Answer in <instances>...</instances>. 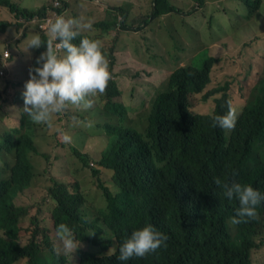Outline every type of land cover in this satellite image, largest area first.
Segmentation results:
<instances>
[{
	"label": "trees",
	"instance_id": "16d2710c",
	"mask_svg": "<svg viewBox=\"0 0 264 264\" xmlns=\"http://www.w3.org/2000/svg\"><path fill=\"white\" fill-rule=\"evenodd\" d=\"M131 2L111 9L101 0H46L41 6L0 0V6L14 12L17 19H38L35 28H23V21L0 20V36L11 51L20 42L27 45L31 33L38 35L37 31L46 43L49 23L37 30L42 21L47 22L46 17L51 21L58 16L76 18L81 25L90 23L91 28L77 29L73 42L78 43L81 37L98 40L111 73L105 91L88 97L91 106L69 104L51 115V126L33 121L23 110L28 71L23 75L11 72L13 67L8 65L6 72L0 73V264H119L116 257L122 241L146 224L159 227L168 239L154 252L122 264H257L255 253L264 250V202L257 206L256 218L237 224L232 238L229 234L235 224L231 217L238 202L225 197L215 181L251 184L264 193V56L249 51L238 59L242 74L258 77L247 94L239 85L242 113L235 131L227 137L223 133L230 129L214 126V117L226 113L229 105L237 112V101L232 80L213 85L219 57L208 56L200 67L191 57L171 72L146 107L139 106L133 89L124 87L127 99L118 89L114 53L103 50L99 36L113 28L125 31L120 35L137 33L167 14L203 16L206 11L211 14L207 22L211 29L219 12L210 10L215 3L229 20L254 18L249 26L256 28L262 25L264 0H152L156 6L152 5L141 21L130 11ZM235 3L241 7H226ZM87 5L103 9H88ZM130 20L133 25L128 24ZM44 50V45L36 48L34 59ZM213 101L214 111L208 114L209 105H203ZM132 108L135 110L130 113ZM3 119L5 123H1ZM85 123L107 138L98 157L81 152L79 144L83 146L88 138ZM48 133L50 145L65 148L73 162L90 167L85 184L95 182L102 190L104 205L90 201L78 185L72 190L68 182L47 169L46 160L52 152L43 151L40 142ZM66 134L70 142L63 139ZM37 158L44 162L39 171ZM101 167L112 170L117 192L101 181ZM40 177H45V185L35 183ZM44 190L53 204V228L45 225L35 206ZM61 223L80 241L73 252L65 251L57 238L56 228ZM259 264H264V255Z\"/></svg>",
	"mask_w": 264,
	"mask_h": 264
},
{
	"label": "rangeland",
	"instance_id": "374dc122",
	"mask_svg": "<svg viewBox=\"0 0 264 264\" xmlns=\"http://www.w3.org/2000/svg\"><path fill=\"white\" fill-rule=\"evenodd\" d=\"M45 1L23 0V3L34 6L36 2L44 3ZM222 4L224 6L225 3ZM226 7L230 10L239 9L241 3H235L234 6L229 4ZM151 8L152 0H132L130 11L135 13V19L141 21L151 11ZM210 10L212 14L219 10L215 13L216 24L211 29L207 26L211 14L206 11L203 16L194 14L187 17L183 14H167L153 20L143 30H138L137 33L120 35V32L124 33L125 31L116 28L110 30L108 34L101 33L99 38L102 39L104 44L103 50L114 53L113 75L115 81L119 83L118 89L123 90L125 93L124 98L127 99V88L133 89L138 99L137 105L146 107L153 94L161 87L173 69L188 63L191 57H193L192 59L196 65L200 67L208 56L213 55L220 58V62L215 66L213 85L232 80L233 95L237 101L236 111H240V105L244 103V100L240 98L239 85L242 84L245 87L247 94L257 80L258 75L253 77L250 73L245 72L242 74L238 68V59L245 52L252 50L256 56L259 54L264 56V15L260 17L263 21H261L262 25L259 24L256 28H250L249 23L253 22L254 18L239 20L233 18L229 20L228 14L221 11L216 3L210 5ZM240 15L243 16L242 13ZM25 19L23 17L17 19L14 12L0 6V20L23 21V28L36 27L37 18L34 17L33 22H26ZM128 24L133 25V21L130 20ZM38 29H41V23L38 25ZM36 33L41 38L40 31ZM33 35L37 34L31 33V38ZM2 38L4 36H0V41ZM159 44L163 46H158ZM27 49L28 53L23 54L21 58L14 56L10 59L9 62L13 65L11 72L18 71L20 74H25L24 71H28L29 67L33 65L28 58L36 55V48ZM255 61L259 66L258 57ZM2 64L3 61L0 62V65ZM261 70L262 68L259 67V71ZM214 104L213 101L212 104L203 105H209L208 114L213 113ZM134 110L135 108H132L130 113ZM5 122L6 119L1 121V123ZM84 128L88 132V138L83 146L82 143L79 144L81 152H87L89 157L102 155L107 143L106 136L99 134L95 129H89L86 123ZM51 133H48L47 137H43L40 142L43 151L52 152L50 160H46L47 169L55 173L60 180L68 182L72 190L78 185L79 190L85 192L90 201L104 205L105 199L102 190L96 187L95 182L89 181L90 185L98 190L90 189V185L85 184V181H88L90 167L84 166L78 161L73 162L65 148L50 145ZM43 163L41 158L35 160L37 171L43 169ZM67 166H70L69 170H66ZM99 177L104 184L110 185V188L117 192L118 188L113 181L110 170L102 168ZM35 183L40 186L45 185L47 181L45 177H40L36 179ZM18 202H22V200H18ZM52 205L47 190H44L42 197L35 206L39 207L40 217L45 225L53 228L50 213ZM255 255L257 264H259L263 258L264 250L258 249Z\"/></svg>",
	"mask_w": 264,
	"mask_h": 264
},
{
	"label": "clouds",
	"instance_id": "9594fccd",
	"mask_svg": "<svg viewBox=\"0 0 264 264\" xmlns=\"http://www.w3.org/2000/svg\"><path fill=\"white\" fill-rule=\"evenodd\" d=\"M152 5L156 6L155 3ZM118 6L121 4L115 7ZM46 19L47 22L42 21L41 23V28H46L47 23H49V29L46 30L49 40L46 43H42L39 35H33L27 45L21 42L18 45L23 47L24 54L28 53L27 48L45 46V50L40 52L35 59L34 57L28 58L33 65L28 69L29 78L24 83L22 97L25 113L33 121L47 123L51 126V115L63 111L69 104L79 105L83 103L86 107L91 106L92 100L88 97L105 91L111 73L108 60L103 54L98 40L81 37L78 43L73 42L79 34L77 29L80 27L91 28L90 23L81 25L79 19L65 18L64 16H58L54 21H51L50 17H46ZM119 19L126 20V16H119ZM110 30H107L106 33L108 34ZM5 50L10 52L7 57H4ZM4 51L3 56L0 57V62L3 61V64L0 65L1 74L6 72V66L9 62L7 58L12 55L9 48H5ZM241 113V108L237 113L229 105L226 113L214 117V126L230 129L229 132L223 133L224 136L229 137L235 131V123ZM63 139L66 142L71 141V137L67 134L64 135ZM100 169L102 170V167ZM110 171L112 172V170ZM215 182L221 185L225 197L238 202L235 215L231 217V222L235 225L229 234L234 238V230L238 227L237 224L246 219L257 217V206L264 202V193L251 184L237 181H225L221 184L219 179ZM108 186L110 187V185ZM159 229L157 226L146 224L141 228L132 230L119 246L116 257L121 262L119 264L128 263L133 257H143L164 244L168 237L158 231ZM56 234L65 251L73 252L79 247L80 241L77 242L72 229L67 224H59L56 228ZM110 251L115 252L116 250L111 249Z\"/></svg>",
	"mask_w": 264,
	"mask_h": 264
},
{
	"label": "crops",
	"instance_id": "0c3cea01",
	"mask_svg": "<svg viewBox=\"0 0 264 264\" xmlns=\"http://www.w3.org/2000/svg\"><path fill=\"white\" fill-rule=\"evenodd\" d=\"M128 1H130V0H106V1H104V3H105L106 6H109L111 9H113V7L117 6L118 4H121V5L125 6L126 2H128ZM40 3L42 4L43 2H39V3L36 2L35 4L41 6ZM87 6H88L87 7L88 9H103V7H97L95 5H87ZM5 42H6L5 39L2 38L1 41H0V51H1V48L6 45ZM5 48H7V45L5 46ZM24 52L25 51H24L23 47H21L20 45L16 44L14 46V48L12 47V58L14 56H16L18 58H21V56L24 54ZM8 65L11 66L10 62H8Z\"/></svg>",
	"mask_w": 264,
	"mask_h": 264
},
{
	"label": "built area",
	"instance_id": "2783aa9c",
	"mask_svg": "<svg viewBox=\"0 0 264 264\" xmlns=\"http://www.w3.org/2000/svg\"><path fill=\"white\" fill-rule=\"evenodd\" d=\"M9 53H10L9 50H5L4 51V57H7L9 55Z\"/></svg>",
	"mask_w": 264,
	"mask_h": 264
}]
</instances>
